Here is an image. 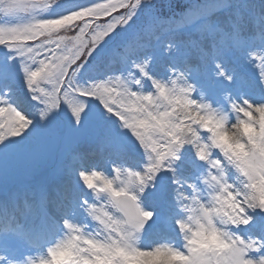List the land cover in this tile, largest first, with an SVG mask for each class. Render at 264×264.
<instances>
[{
	"label": "snow or ice",
	"instance_id": "obj_1",
	"mask_svg": "<svg viewBox=\"0 0 264 264\" xmlns=\"http://www.w3.org/2000/svg\"><path fill=\"white\" fill-rule=\"evenodd\" d=\"M257 62L264 0H0V264H264ZM66 144L108 171L13 186Z\"/></svg>",
	"mask_w": 264,
	"mask_h": 264
},
{
	"label": "rangeland",
	"instance_id": "obj_2",
	"mask_svg": "<svg viewBox=\"0 0 264 264\" xmlns=\"http://www.w3.org/2000/svg\"><path fill=\"white\" fill-rule=\"evenodd\" d=\"M168 1L169 0H153V2L157 3V5L159 3H166V5H167ZM84 2H86V0H78L75 3H84ZM189 2H187L186 4H188ZM254 2L259 5L260 0H254ZM182 10L176 9L174 14L178 16L180 13H182ZM16 86L18 88L20 86L18 80L16 81ZM146 87H147V85H146ZM72 148H73V146L66 144V145H63L61 147L53 146L52 148L46 150L42 155H36V156L25 155L23 157L24 158L23 161H21L19 163V165L15 166L16 171H18V173H22V176H23V172L30 171L32 168H39V170H41V171L37 174H27L26 184L18 186L15 183H12L13 186L19 187L21 190H23L26 187H28L29 185H33V184L37 183L38 179H41L42 177H46V175L48 176V173L54 172V170L48 169L47 163H52L54 158L57 157L56 156L57 153L59 154L61 160L65 163L66 161L69 160L68 155L72 153ZM63 165L64 164H62V166ZM57 169H60V167H57ZM63 170H64V168H62V171Z\"/></svg>",
	"mask_w": 264,
	"mask_h": 264
}]
</instances>
